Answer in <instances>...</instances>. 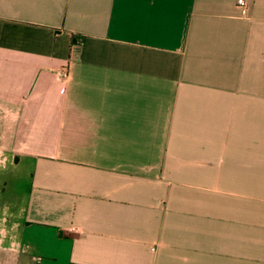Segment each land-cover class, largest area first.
Returning a JSON list of instances; mask_svg holds the SVG:
<instances>
[{"label":"crops","instance_id":"0c3cea01","mask_svg":"<svg viewBox=\"0 0 264 264\" xmlns=\"http://www.w3.org/2000/svg\"><path fill=\"white\" fill-rule=\"evenodd\" d=\"M244 1L0 0V264H264Z\"/></svg>","mask_w":264,"mask_h":264},{"label":"built area","instance_id":"2783aa9c","mask_svg":"<svg viewBox=\"0 0 264 264\" xmlns=\"http://www.w3.org/2000/svg\"><path fill=\"white\" fill-rule=\"evenodd\" d=\"M238 3L241 7V13L243 15H247V13H248L247 3L244 0H238ZM67 76H68V71H67V69H65V71L63 73V77H67Z\"/></svg>","mask_w":264,"mask_h":264},{"label":"rangeland","instance_id":"374dc122","mask_svg":"<svg viewBox=\"0 0 264 264\" xmlns=\"http://www.w3.org/2000/svg\"><path fill=\"white\" fill-rule=\"evenodd\" d=\"M65 69H66V68H63V69H61V70L59 71V73H58L59 77H63V73H64Z\"/></svg>","mask_w":264,"mask_h":264},{"label":"trees","instance_id":"16d2710c","mask_svg":"<svg viewBox=\"0 0 264 264\" xmlns=\"http://www.w3.org/2000/svg\"><path fill=\"white\" fill-rule=\"evenodd\" d=\"M75 42H76V39L74 38V39H73V43H75Z\"/></svg>","mask_w":264,"mask_h":264}]
</instances>
